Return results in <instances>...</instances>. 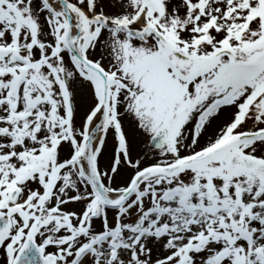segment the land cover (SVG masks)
<instances>
[{"label": "snow or ice", "instance_id": "1", "mask_svg": "<svg viewBox=\"0 0 264 264\" xmlns=\"http://www.w3.org/2000/svg\"><path fill=\"white\" fill-rule=\"evenodd\" d=\"M0 258L264 264V0H0Z\"/></svg>", "mask_w": 264, "mask_h": 264}, {"label": "rangeland", "instance_id": "2", "mask_svg": "<svg viewBox=\"0 0 264 264\" xmlns=\"http://www.w3.org/2000/svg\"><path fill=\"white\" fill-rule=\"evenodd\" d=\"M111 147L110 143L108 146H106L105 148V153H104V156H105V159H107L108 155H109V148Z\"/></svg>", "mask_w": 264, "mask_h": 264}, {"label": "bare ground", "instance_id": "3", "mask_svg": "<svg viewBox=\"0 0 264 264\" xmlns=\"http://www.w3.org/2000/svg\"><path fill=\"white\" fill-rule=\"evenodd\" d=\"M0 264H2V263H0Z\"/></svg>", "mask_w": 264, "mask_h": 264}]
</instances>
